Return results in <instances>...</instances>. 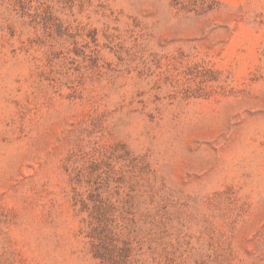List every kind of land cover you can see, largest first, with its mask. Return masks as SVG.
<instances>
[{
  "label": "rangeland",
  "instance_id": "1",
  "mask_svg": "<svg viewBox=\"0 0 264 264\" xmlns=\"http://www.w3.org/2000/svg\"><path fill=\"white\" fill-rule=\"evenodd\" d=\"M0 264H264V0H0Z\"/></svg>",
  "mask_w": 264,
  "mask_h": 264
}]
</instances>
